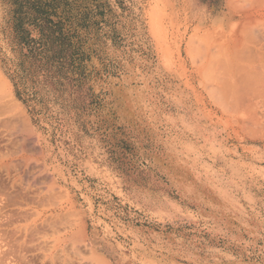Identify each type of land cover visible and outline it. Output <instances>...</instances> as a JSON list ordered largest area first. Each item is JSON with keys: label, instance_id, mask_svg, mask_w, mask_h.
<instances>
[{"label": "rangeland", "instance_id": "374dc122", "mask_svg": "<svg viewBox=\"0 0 264 264\" xmlns=\"http://www.w3.org/2000/svg\"><path fill=\"white\" fill-rule=\"evenodd\" d=\"M240 6L263 20L264 0H0V264H264V118L219 48Z\"/></svg>", "mask_w": 264, "mask_h": 264}, {"label": "bare ground", "instance_id": "6f19581e", "mask_svg": "<svg viewBox=\"0 0 264 264\" xmlns=\"http://www.w3.org/2000/svg\"><path fill=\"white\" fill-rule=\"evenodd\" d=\"M262 19L264 20V18ZM263 20L256 17L248 8L244 9L243 6L237 7L234 13V20L229 24L230 27L226 37L228 40L224 42V48H222L223 46H219L220 50L224 49L225 52L233 54L231 57L233 60L229 66L231 74L230 82L227 81L224 84H227L231 88L233 100L236 101L237 105H241L244 108L243 105L246 104V107H250L253 110V119L264 118ZM258 32L262 36H258ZM242 52L247 57H244L246 62L241 65V56H237ZM234 59L237 60V64Z\"/></svg>", "mask_w": 264, "mask_h": 264}]
</instances>
